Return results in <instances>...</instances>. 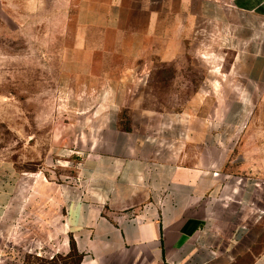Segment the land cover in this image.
<instances>
[{
	"label": "crops",
	"instance_id": "obj_1",
	"mask_svg": "<svg viewBox=\"0 0 264 264\" xmlns=\"http://www.w3.org/2000/svg\"><path fill=\"white\" fill-rule=\"evenodd\" d=\"M62 4L76 27L55 113L86 135L74 160L56 132L38 169L7 168L0 220L53 190L81 264H264V178L240 149L264 0H0V22Z\"/></svg>",
	"mask_w": 264,
	"mask_h": 264
},
{
	"label": "rangeland",
	"instance_id": "obj_2",
	"mask_svg": "<svg viewBox=\"0 0 264 264\" xmlns=\"http://www.w3.org/2000/svg\"><path fill=\"white\" fill-rule=\"evenodd\" d=\"M75 27L66 4L35 16L15 15L9 25L0 22V180L4 187H14L7 168L22 173L46 161L56 132L72 144L62 155L64 159L74 160V153L80 152L73 140L86 132L72 128L77 116L55 113L57 103L62 102L58 99L65 71L62 59L73 42ZM203 36L205 42H212L211 32L204 31ZM254 105L240 149L248 169L264 178V93ZM48 179L58 182L54 174H48ZM18 183L23 186L22 177ZM19 194L21 200L22 189ZM33 196V203L22 205L20 201V224L0 220V264H81L57 193L52 190L47 199ZM24 223L30 226L29 234Z\"/></svg>",
	"mask_w": 264,
	"mask_h": 264
}]
</instances>
